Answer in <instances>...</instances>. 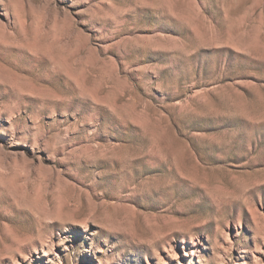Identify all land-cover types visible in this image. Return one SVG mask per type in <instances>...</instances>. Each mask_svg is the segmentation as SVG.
<instances>
[{
    "label": "rangeland",
    "instance_id": "obj_1",
    "mask_svg": "<svg viewBox=\"0 0 264 264\" xmlns=\"http://www.w3.org/2000/svg\"><path fill=\"white\" fill-rule=\"evenodd\" d=\"M0 264H264V0H0Z\"/></svg>",
    "mask_w": 264,
    "mask_h": 264
}]
</instances>
